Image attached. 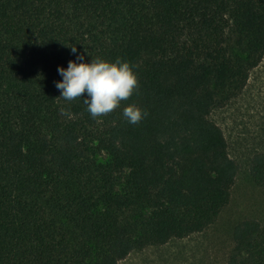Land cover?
Here are the masks:
<instances>
[{
	"label": "trees",
	"instance_id": "16d2710c",
	"mask_svg": "<svg viewBox=\"0 0 264 264\" xmlns=\"http://www.w3.org/2000/svg\"><path fill=\"white\" fill-rule=\"evenodd\" d=\"M97 57L139 77L100 122L55 86ZM263 60L264 0H0V264H121L213 226L239 165L211 115ZM232 240L226 264H264V221Z\"/></svg>",
	"mask_w": 264,
	"mask_h": 264
},
{
	"label": "rangeland",
	"instance_id": "374dc122",
	"mask_svg": "<svg viewBox=\"0 0 264 264\" xmlns=\"http://www.w3.org/2000/svg\"><path fill=\"white\" fill-rule=\"evenodd\" d=\"M211 118L223 130L230 156L239 165L229 205L205 232L132 252L121 264H226L234 227L244 220L264 221V186L250 177L253 157L264 152V60L251 72L242 94Z\"/></svg>",
	"mask_w": 264,
	"mask_h": 264
},
{
	"label": "clouds",
	"instance_id": "9594fccd",
	"mask_svg": "<svg viewBox=\"0 0 264 264\" xmlns=\"http://www.w3.org/2000/svg\"><path fill=\"white\" fill-rule=\"evenodd\" d=\"M76 47H71V52L76 53ZM83 55L77 56V61H83ZM69 61L67 69L58 68V73L63 77L62 82H56L55 86L61 91V97L71 102L81 100L82 94L87 95L83 104L92 118L99 121L103 115L120 107L136 92L139 86L138 74L134 71V65L117 58L115 62H109L99 57L92 59L90 63H78ZM71 118V113L65 112ZM147 113L136 104H130L123 109L124 118L131 124L141 122Z\"/></svg>",
	"mask_w": 264,
	"mask_h": 264
}]
</instances>
